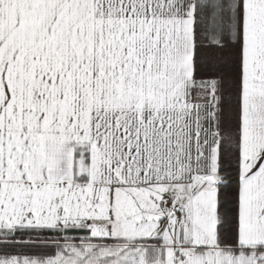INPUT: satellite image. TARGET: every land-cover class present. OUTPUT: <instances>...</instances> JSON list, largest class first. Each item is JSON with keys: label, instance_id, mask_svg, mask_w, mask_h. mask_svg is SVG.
<instances>
[{"label": "snow or ice", "instance_id": "1", "mask_svg": "<svg viewBox=\"0 0 264 264\" xmlns=\"http://www.w3.org/2000/svg\"><path fill=\"white\" fill-rule=\"evenodd\" d=\"M0 264H264V0H0Z\"/></svg>", "mask_w": 264, "mask_h": 264}]
</instances>
